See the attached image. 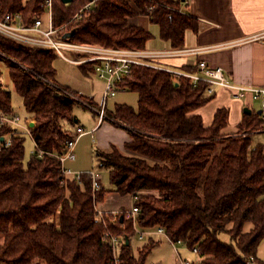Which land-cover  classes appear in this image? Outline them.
Masks as SVG:
<instances>
[{"label": "trees", "instance_id": "16d2710c", "mask_svg": "<svg viewBox=\"0 0 264 264\" xmlns=\"http://www.w3.org/2000/svg\"><path fill=\"white\" fill-rule=\"evenodd\" d=\"M43 1L0 0V11L20 13L29 23L41 15ZM183 1L53 0V25L67 23L73 42L138 50L152 34L130 20L147 16L160 39L180 49L186 30L198 27L181 10ZM88 3L78 23H69ZM55 58L50 49L0 35V60L32 119L34 143L24 161L25 135H13L8 146L0 140V264H115L94 208L107 191L100 187L93 193L87 172L65 178L52 155L62 152L70 135L61 121L72 123L76 99L87 102L55 83ZM78 66L92 72L87 64ZM122 85L137 94V107L115 104L105 109L106 119L127 129L130 139L123 150L111 145L97 150L95 158L108 170L112 191L132 196L138 227H162L188 249L198 248L199 264H264L256 257L264 238V146H253L246 134L264 127L260 117L244 113L237 132L225 135L227 109H218L207 127L196 114L215 94H206L204 82L194 86L188 78L176 81L164 70L136 66ZM10 98L0 82V113H13ZM10 131L0 127V138ZM105 221L119 238L117 264H148L155 237L134 254L132 222L110 214ZM223 234L227 242L220 239Z\"/></svg>", "mask_w": 264, "mask_h": 264}, {"label": "built area", "instance_id": "2783aa9c", "mask_svg": "<svg viewBox=\"0 0 264 264\" xmlns=\"http://www.w3.org/2000/svg\"><path fill=\"white\" fill-rule=\"evenodd\" d=\"M90 5L91 3L86 4L72 17V19L79 20L84 12L89 9ZM43 9H46L47 11L46 24L43 23L41 15L33 16L29 23H24L20 13H2L0 11V35L24 44L50 49L57 56L69 63L89 65L92 68V72L105 81L101 104L94 108L97 115V126L107 117L105 112L107 100L114 97L118 90H126V87L122 85V82L131 73L132 68L136 66L164 70L170 73L176 81L182 77L188 78L194 86L199 82H204L207 84V95L214 94L217 88L229 89L232 96L236 99H242L249 94L253 100H260L259 116L260 119L264 121V87H248L232 83L222 68L210 67L203 61L197 64V71L195 72L164 67L156 62L158 59L177 55L179 53L177 50H131L108 48L97 44L73 42L68 37H64L65 34L60 35V28L53 25V0H44ZM74 55L77 56L75 57ZM83 103L86 104L85 102ZM31 120L30 117H26L23 120L14 112L10 114L0 113V127L7 125L11 128L10 133L5 138L2 137V140H4V146H8L11 142V137L16 134L27 135L32 139L33 126L31 125ZM85 133L87 132H85L81 126H77L75 131L70 132L69 137L63 142L62 152L60 154H52L59 161L60 171L65 178H78L81 174L80 172H72L65 168L64 163L67 160L75 159V146L80 137ZM40 155L42 156L43 153L41 152ZM87 173L91 176V189L94 193L102 187L103 184L100 181L99 175L94 171H88ZM94 208L97 220L106 230L104 237L111 245L112 257L114 263L117 264L119 238L113 235L106 226L105 216L108 213L98 209L96 204ZM138 212V208L132 205L128 210L123 209L109 214L112 215L113 220L117 217H124L125 219L130 220L135 231V236H137L140 241L154 237L166 239L175 250L180 264H192L190 261L181 260L179 256L177 245L184 243L181 240L170 238L162 227L146 230L140 229L137 225ZM191 251L198 255V248L194 247Z\"/></svg>", "mask_w": 264, "mask_h": 264}, {"label": "crops", "instance_id": "0c3cea01", "mask_svg": "<svg viewBox=\"0 0 264 264\" xmlns=\"http://www.w3.org/2000/svg\"><path fill=\"white\" fill-rule=\"evenodd\" d=\"M181 10L194 17L198 23L197 30H186L180 49L173 48L169 42L160 39L159 35L158 39H154L157 42L151 47H148L149 40L145 50L179 51L177 55L158 59L159 65L195 72L197 64L203 61L210 67L222 68L232 83L264 87V0H184ZM130 21L150 31L152 24L147 16H137ZM245 107L251 110L250 114L256 113L259 116L260 100H253L249 94L236 99L229 89L217 88L210 100L196 110V114L201 116L207 127L211 125L218 109H227V125L222 133L232 135L237 132ZM74 121L78 122L76 118ZM102 124L103 122L98 126L95 124L90 130H84L87 132L84 135L94 134ZM67 169L80 173L93 171ZM127 196L132 206L133 198L131 195ZM101 204L97 203L96 207L106 213L123 210L107 209ZM159 238L161 237H155L154 240L159 242ZM189 261L193 262L191 259Z\"/></svg>", "mask_w": 264, "mask_h": 264}, {"label": "rangeland", "instance_id": "374dc122", "mask_svg": "<svg viewBox=\"0 0 264 264\" xmlns=\"http://www.w3.org/2000/svg\"><path fill=\"white\" fill-rule=\"evenodd\" d=\"M46 13V9H43L41 19L44 24L47 22ZM78 21L79 20L71 18L69 23L74 25L77 24ZM57 28H60V35L66 34L67 31H69V25L67 23ZM150 33L152 34V38L150 39L151 41L148 47L153 46L155 42H157V40H154L158 39L157 25H150ZM6 67V62L0 60V82L4 89L8 90L11 94L10 103L13 112L24 120L27 115L23 106L22 97L14 90ZM53 67L56 71L55 83L67 87L87 101L85 102L86 104H84L83 100L76 99L72 109V123L67 120H62L61 124L63 127L69 129L70 132L75 131L77 126H81L84 130H90L97 122V115L94 108L101 104L105 81L91 71L85 74L77 64L69 63L57 55L53 61ZM137 102L138 96L135 92L118 90L114 97L107 100L106 108L112 110L115 104H126L136 108ZM75 118L78 120L77 123L74 121ZM246 134L251 136V143L253 146L256 144H262L264 146V127ZM129 139L130 134L127 129L117 126L105 119L102 126L94 132V134H86L78 140L74 151L76 158L74 160H67L64 163L65 168H70L71 170H93L99 175L100 181L103 184L102 187L107 191L104 199L100 202L102 203L101 206L104 208H122L128 210L131 207V201L127 195L122 196L112 191V185L109 181V172L107 169L98 167L95 153L97 150H108L111 145L123 150L124 143ZM23 145L24 161H26L34 153V143L29 136L25 135ZM220 239L226 242L228 241V237L224 234L220 236ZM1 242L2 236L0 235V243ZM156 244L157 245L147 256L146 262L148 264H180L175 250L166 239L159 238V242ZM143 245H145V240L140 241L137 236L131 239V247L134 254H137L138 250L141 249ZM177 250L181 260L189 261V259H191L194 263H199V256L193 253L184 244H178ZM256 257L264 262V238L257 246Z\"/></svg>", "mask_w": 264, "mask_h": 264}, {"label": "water", "instance_id": "95a60500", "mask_svg": "<svg viewBox=\"0 0 264 264\" xmlns=\"http://www.w3.org/2000/svg\"><path fill=\"white\" fill-rule=\"evenodd\" d=\"M63 3H65V4H67V3H71L72 2V0H61ZM70 36V34H65L64 35V37H69ZM243 112L244 113H247V114H250L251 113V110L250 109H248L247 107H245L244 109H243ZM258 114H260V111H258ZM0 140L2 141V137L0 138ZM126 243L128 244V242L126 241Z\"/></svg>", "mask_w": 264, "mask_h": 264}]
</instances>
